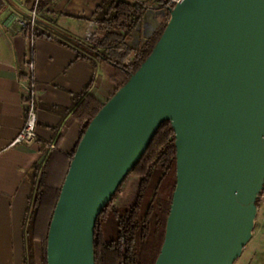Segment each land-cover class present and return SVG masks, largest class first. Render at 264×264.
Listing matches in <instances>:
<instances>
[{"label": "water", "instance_id": "water-1", "mask_svg": "<svg viewBox=\"0 0 264 264\" xmlns=\"http://www.w3.org/2000/svg\"><path fill=\"white\" fill-rule=\"evenodd\" d=\"M165 120L176 182L154 264H234L264 185V0L174 4L149 55L77 144L46 264H95L96 219Z\"/></svg>", "mask_w": 264, "mask_h": 264}, {"label": "trees", "instance_id": "trees-1", "mask_svg": "<svg viewBox=\"0 0 264 264\" xmlns=\"http://www.w3.org/2000/svg\"><path fill=\"white\" fill-rule=\"evenodd\" d=\"M57 0H36L37 14L46 16L52 12ZM154 7L165 10V18L155 31L139 43L137 48L128 45L132 31L142 19L146 7L127 0H100L92 18L96 28L89 39L78 38L57 26L54 32L38 24L22 28L25 35L44 37L72 48L77 58L86 59L103 66L105 77L113 85L110 97L129 79L146 59L160 37L174 7L169 0H148ZM35 0L30 1L33 8ZM37 22V21H36ZM133 55L127 62L126 59ZM90 80L80 92L72 94L70 111L80 123L74 147L63 152L57 142L43 162L33 167L30 174L33 191L29 198L24 221L23 264H36L34 242L40 244V264H46V242L49 223L59 192L68 170L70 160L89 121L104 103L91 96ZM170 121H163L139 161L98 215L93 236L95 264H154L163 243L166 219L172 193L175 188V144ZM130 176L137 177L134 197L117 202V195ZM259 206V202L256 201Z\"/></svg>", "mask_w": 264, "mask_h": 264}, {"label": "crops", "instance_id": "crops-1", "mask_svg": "<svg viewBox=\"0 0 264 264\" xmlns=\"http://www.w3.org/2000/svg\"><path fill=\"white\" fill-rule=\"evenodd\" d=\"M31 0H0V264H23V232L33 167L57 147L68 152L77 140L80 123L72 115V94L92 80L91 96L104 103L113 85L101 63L76 57L75 51L44 37L31 38L6 22L18 15L27 18ZM100 0H57L52 12L37 15L41 28L57 26L85 38L96 24L92 15ZM32 60L33 71L27 63ZM33 87L37 112L36 139L12 145L24 124V92ZM40 245L34 242L36 264ZM246 264V263H245Z\"/></svg>", "mask_w": 264, "mask_h": 264}, {"label": "rangeland", "instance_id": "rangeland-1", "mask_svg": "<svg viewBox=\"0 0 264 264\" xmlns=\"http://www.w3.org/2000/svg\"><path fill=\"white\" fill-rule=\"evenodd\" d=\"M148 9L151 11V13L145 10L143 17L138 24V28H134V30L132 31V36L127 42L128 45L133 48H137L141 41L149 37L148 33L150 31H147V28L152 21L156 22V25L154 27L156 29L165 18V15H162L160 12V10L163 9L162 7H154L150 5L147 10ZM93 32L101 35V32L98 31L97 28H95L92 33ZM132 57L133 55L131 54L126 59V61L128 62ZM137 181V177L134 176H130L127 178L126 182L122 185V188L117 195V202L129 201L134 197L137 187ZM245 263L264 264V203L259 202V206L251 230L250 239L244 246L240 256L234 262V264Z\"/></svg>", "mask_w": 264, "mask_h": 264}, {"label": "built area", "instance_id": "built-area-1", "mask_svg": "<svg viewBox=\"0 0 264 264\" xmlns=\"http://www.w3.org/2000/svg\"><path fill=\"white\" fill-rule=\"evenodd\" d=\"M132 2H138L143 4L147 8L152 5L148 0H127ZM178 0H169V3L175 4ZM36 0L33 5V8H31L29 15L27 18L20 17L18 15H13L7 22L6 25L13 29V30H22L23 27L26 25H30L31 27L36 23L37 21V12L35 10ZM153 6V5H152ZM140 22V21H139ZM139 22L137 24H139ZM155 31V28H153L148 35H151ZM92 35V32H87L85 35V39H89ZM32 41V37H31ZM28 71L32 73L33 71V63L32 60L27 63ZM24 112H25V120L22 128L17 133L16 137L12 141V145L15 144H21V143H31L36 139V123H37V112L35 107V100H34V94H33V87H30L24 92ZM258 202L264 203V185L262 190L260 191L258 195Z\"/></svg>", "mask_w": 264, "mask_h": 264}, {"label": "bare ground", "instance_id": "bare-ground-1", "mask_svg": "<svg viewBox=\"0 0 264 264\" xmlns=\"http://www.w3.org/2000/svg\"><path fill=\"white\" fill-rule=\"evenodd\" d=\"M150 13H151V11L150 10H148ZM150 13H149V15H150ZM152 15V14H151ZM149 20V19H148ZM155 25H156V22L155 21H152L151 23H150V25H149V27L147 28L148 30L147 31H151L154 27H155Z\"/></svg>", "mask_w": 264, "mask_h": 264}]
</instances>
